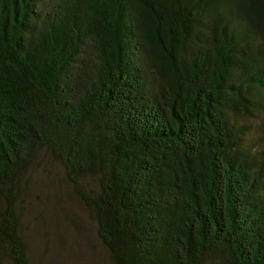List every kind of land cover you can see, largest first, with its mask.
<instances>
[{
    "label": "trees",
    "instance_id": "trees-1",
    "mask_svg": "<svg viewBox=\"0 0 264 264\" xmlns=\"http://www.w3.org/2000/svg\"><path fill=\"white\" fill-rule=\"evenodd\" d=\"M42 158L112 264H264V0H0V264Z\"/></svg>",
    "mask_w": 264,
    "mask_h": 264
},
{
    "label": "rangeland",
    "instance_id": "rangeland-1",
    "mask_svg": "<svg viewBox=\"0 0 264 264\" xmlns=\"http://www.w3.org/2000/svg\"><path fill=\"white\" fill-rule=\"evenodd\" d=\"M86 189H96L91 177ZM32 264H112L96 222L60 165L42 158L17 205Z\"/></svg>",
    "mask_w": 264,
    "mask_h": 264
}]
</instances>
